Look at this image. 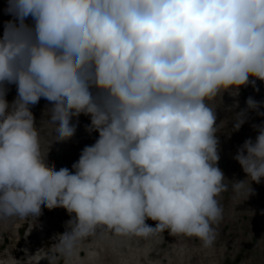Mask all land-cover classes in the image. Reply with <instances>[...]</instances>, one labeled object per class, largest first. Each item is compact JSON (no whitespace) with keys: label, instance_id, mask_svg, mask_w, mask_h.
<instances>
[{"label":"clouds","instance_id":"9594fccd","mask_svg":"<svg viewBox=\"0 0 264 264\" xmlns=\"http://www.w3.org/2000/svg\"><path fill=\"white\" fill-rule=\"evenodd\" d=\"M8 12L0 221L39 217L42 205L65 209L72 218L53 238L48 264H71L85 242L107 234L167 232L212 247L223 219L217 197L230 186L248 198L264 178L261 126L234 157L247 179L225 183L210 106L222 92L264 81V0H8ZM41 98L52 105L55 141L73 137L81 114L99 133L74 171L50 166L42 151L30 110ZM247 105L259 108L252 98ZM244 117L236 114L234 130Z\"/></svg>","mask_w":264,"mask_h":264},{"label":"rangeland","instance_id":"374dc122","mask_svg":"<svg viewBox=\"0 0 264 264\" xmlns=\"http://www.w3.org/2000/svg\"><path fill=\"white\" fill-rule=\"evenodd\" d=\"M13 19L8 12V0H0V36L5 24ZM26 23L33 22L29 18ZM6 87L5 98L11 105L17 98V87L15 84ZM249 98L258 103V109L248 108ZM210 106L216 112L218 167L224 173L225 183L243 181L247 174L234 157L246 140L255 142L258 128L264 126V81L256 80L255 87L249 83L238 90L222 92ZM51 107L44 98L30 105L40 131L42 151L47 153L50 166L74 171L72 165L86 146L96 142L99 133L88 131L91 118L81 114L71 120L76 125L73 137L55 141V125L48 122ZM241 112L245 113V122L237 131L234 117ZM251 187L254 191L248 198L237 196L230 186L229 191L217 197L223 208V219L214 225L218 235L210 248L202 247L196 238L173 237L167 232L147 239L107 234L85 242L71 264H264V178L259 184L252 182ZM41 208L39 217L0 221V261L48 264L45 258L55 242L53 238L66 231V223L72 217L63 208L49 210L43 205ZM146 223L152 227L156 224L152 220ZM60 264L65 262L61 260Z\"/></svg>","mask_w":264,"mask_h":264}]
</instances>
